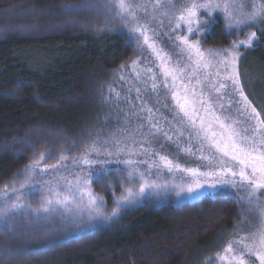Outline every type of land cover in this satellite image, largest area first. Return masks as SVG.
<instances>
[{
  "label": "trees",
  "instance_id": "obj_1",
  "mask_svg": "<svg viewBox=\"0 0 264 264\" xmlns=\"http://www.w3.org/2000/svg\"><path fill=\"white\" fill-rule=\"evenodd\" d=\"M109 5L0 0V190L12 187L39 153L51 162L87 144L112 75L136 54L125 32L108 27ZM254 30L258 42L242 50L238 70L245 95L264 118V19ZM237 39L217 18L204 45L228 47ZM108 185L93 184L110 211L122 186ZM244 213L223 192L179 205L147 200L79 238L19 215L0 226V264H203L240 229Z\"/></svg>",
  "mask_w": 264,
  "mask_h": 264
},
{
  "label": "snow or ice",
  "instance_id": "obj_2",
  "mask_svg": "<svg viewBox=\"0 0 264 264\" xmlns=\"http://www.w3.org/2000/svg\"><path fill=\"white\" fill-rule=\"evenodd\" d=\"M111 8L115 9V16L129 28L133 34L137 35V42L140 37L143 38V45L151 49L152 53L160 60V69L165 78L164 87L171 94L177 115L180 117L178 123L187 122L188 127L192 129L189 134L190 139L194 133L195 139L198 141L196 145L197 151L201 152L200 159L209 162L208 170L202 171L200 168H186L179 163L174 162L169 156L156 152L152 147V139L155 138V132L161 129L158 122H152L153 115L151 108H145L147 112L151 129L147 135L141 133V139L137 140L134 133L122 132L119 136L110 137L112 142L111 150L108 155L127 154L129 158L122 162L129 166L128 180L135 183L138 178V191H134L133 187H127L125 194L117 201V205L121 202L131 203L138 196H142L147 190H166L170 186L177 189L176 194L187 193L189 195L199 194L205 186L208 188H216L218 185H231L239 187L246 194L241 197L242 201H246L250 209L255 208L260 222L256 229L248 237H242L239 241L229 242L223 249L222 253L217 254V259L222 264H252L248 257H255L259 264H264V118L261 113L252 105L243 88L240 85L239 77L235 71V65L239 53L237 49L241 46H250L256 39V33L252 32L246 38L239 42H234L230 49L223 50L222 59L214 65L212 61L205 58L199 42L193 41L190 37L193 34L201 32L206 21L200 19L202 10L207 14H212L214 10H222L229 27H240L243 24L254 22L258 16H264V5L257 8L253 6L251 11H245L243 4L237 5L235 0H186L185 4L176 11L175 0H154L152 4V19H156L157 15L165 17L169 20L170 25H174L173 31L186 29L187 35L180 34L175 37L179 44L180 53H187V65H183L179 60L169 66L171 57L167 54L162 55V50H158L155 41L151 40L149 32H155L150 29L147 21H142L137 15V10H143L147 14V6L144 4H133L131 0H110ZM239 8V15H234V11ZM161 26L163 20L160 21ZM210 55H221L220 51L210 52ZM136 62H133L135 66ZM223 65L226 69L231 66V74H225L224 80H230L234 85L233 91L239 94L240 100L236 103L243 105V114L248 120H254L255 125H247L243 128L238 127V121L231 119L229 116L217 114L214 110V104L223 100L220 95L221 90L227 85L223 82L217 83L213 81L210 75H201L202 72L210 67H219ZM151 71V69H147ZM219 77V71L216 72ZM171 79V85L168 79ZM153 90L157 89L155 77H153ZM210 90V91H209ZM218 95L213 99L211 93ZM168 93H165L167 95ZM119 96V94H117ZM232 101L229 100V104ZM167 106V105H166ZM221 109L224 108L223 103L219 104ZM178 110V111H177ZM240 111V109H237ZM137 131H140L138 128ZM167 139L172 137L167 132L164 133ZM179 135H183V131H179ZM108 144L106 140L104 145H98L96 142L85 147L84 152L79 160L85 165H91L92 160L89 159L91 153L97 155ZM209 150V155H204V149ZM191 153V146L184 149ZM152 154L157 159L138 161L131 157L135 155ZM218 154V155H217ZM66 159L61 154L59 161ZM216 161V165L212 161ZM45 153H39L38 157H34L32 163L25 169V175L30 180L31 176L38 170L40 173L47 172L49 169L57 170L63 165L45 164ZM139 163H145L148 172L140 170L136 167ZM152 169H156L159 176L162 170L168 173L181 172L187 173L191 180L173 184L171 182L158 183L156 180L148 179ZM98 177L97 179H100ZM63 181L61 183L60 181ZM91 177L75 176L68 179L65 176L54 178L53 182H49L47 189L49 195L43 196L40 207L34 209L36 212L43 211L45 213L62 209L63 214H71L68 219L75 222L76 217L81 215L83 210L88 209L89 219L104 216L101 210L103 203L102 197L95 195L91 189ZM25 185L21 184L22 189ZM17 191L15 187L12 189ZM3 191L7 192V188ZM85 197L87 198L85 200ZM21 196H17L16 200L11 204H7L6 208H0V217L6 216L8 211H14L24 205L20 203ZM119 207L114 208L111 216H116ZM109 217L105 216V219ZM238 245V247H236Z\"/></svg>",
  "mask_w": 264,
  "mask_h": 264
},
{
  "label": "rangeland",
  "instance_id": "obj_3",
  "mask_svg": "<svg viewBox=\"0 0 264 264\" xmlns=\"http://www.w3.org/2000/svg\"><path fill=\"white\" fill-rule=\"evenodd\" d=\"M133 4H144L147 6V14L143 10H137V15L142 21H147L150 29H154L155 32H149L151 40L155 41L158 50H162V55L167 54L171 57L169 66L174 65L178 60L181 64L187 65L186 60L187 53L183 55L180 53V48L177 46L179 41L175 39L177 35L184 34L187 35L186 29L181 33L180 30L173 31L174 25H170L169 20L165 17L157 15L156 19H152V4L154 0H131ZM186 0H175L176 8L178 11L184 4ZM236 4H243L245 6V11H251L253 6L259 8L264 5V0H235ZM110 3V0H109ZM234 15H239V8L233 13ZM111 23L108 27L118 28L119 30L125 32L129 40L134 44L136 49V54L134 58L128 62L126 65L121 67L112 75L111 83L106 89L103 110L101 117H98L96 123L89 130V139L87 141L88 146L93 142L98 145H104L107 140L108 144L101 151V154L93 152L90 154L89 159L93 161L91 165H85L80 160L79 157L85 150V147L80 152H75L73 149L77 150L75 147L71 146L68 150H63L58 157L53 158L51 162L45 157V164H57L58 162L62 164L58 171L49 169L47 172L40 173L38 170L31 176L29 180L25 175L26 167L18 176L12 187L7 188V192L0 190V208H6L7 204H11L16 200V197L21 196L20 203L24 206L18 208L14 211H8L6 216L0 217V226L4 225L9 219L18 217H24L27 224H45V225H56L61 229H67L69 235L79 238L83 234H89L101 227H110L114 222H116L121 216L123 210L128 208L138 207L147 200H153L159 204L172 203L174 205H179L187 202H195L202 199L207 195H215L217 193L223 192L225 195L235 198L243 207L245 220L244 224L240 229L233 234L230 239L226 242L225 246L220 249L216 254L210 256L205 260L203 264H222L220 260L217 259V254L222 253L223 249L229 244V242L239 241L242 237H248L256 229L260 222V218L257 215V210L255 208L250 209L246 201H242L241 197L246 195L242 189L237 187H232L231 185H218L216 188H208L205 186L199 194L189 195L186 192L177 195V189L169 187L166 190H147L142 196H138L131 203L121 202L119 206L117 201L122 195L125 194V189L127 187H133L134 191H138V178L135 183H130L128 180L129 166L125 165L122 161L129 158L127 154L120 155H108V150L112 148V142L110 137L113 135L119 136L122 132H127L129 134L134 133L137 140H140L141 133L147 135L149 131L155 132V129H151L147 112L143 109L151 108L153 115L151 117L152 122H158L160 131L155 132V138L152 139V147L156 152L169 156L174 162L179 163L182 167L186 168H200L202 171L208 170L209 162L207 160L200 159L201 152L197 151L196 145L198 141L194 137V133L190 139V133L192 129L188 127L187 122L184 124L178 123L180 117L177 115L174 102L171 99V94L168 93V89L164 87L165 78L159 67L160 60L152 53L146 45H143V38L140 37L139 43L137 42V35L133 34L128 27H126L118 17L115 16V9L111 8ZM217 18H221L224 23L225 31L228 34H236L238 39L235 42L246 40L250 33L255 32V28L258 26L261 19L264 16H258L254 22L243 24L240 27H229L227 19L222 10H214L212 14H207L202 10L200 19L206 21V25L202 27L201 32L193 34L190 39L193 41H198L199 45L204 52L205 58L212 61L215 65L217 61L222 59L223 50L230 49L228 47H209L204 45V41L207 34L210 32L211 27L215 23ZM163 20V25L161 26L160 21ZM256 33V32H255ZM258 35L256 33V39L252 42L250 46H241L237 49L239 53L235 71L239 77V59L243 49L251 48L255 46L258 42ZM220 51L221 55H210V52ZM136 62L135 66L133 62ZM151 69V71H147ZM219 71L220 76H216V72ZM232 68L229 66L227 69L221 64L219 67H210L201 75H210L213 81L217 83L223 82L227 85L225 89L221 90L220 95H223V100L218 101L214 104V110L217 114H223L229 116L233 120H237L238 127L243 128L247 125H255L254 120H248L246 115L243 114V105L241 103H236L240 100L239 94L233 91L234 85H232L230 80H224L225 74H231ZM153 77H155V83L157 84V89L153 90ZM240 81V78H239ZM172 81L169 78L168 84L171 85ZM241 85V82H240ZM242 87V86H241ZM210 91V90H209ZM165 93H168L165 95ZM119 94V96H117ZM213 99L218 95L217 93H211ZM229 100L232 101L229 104ZM223 103L224 108L221 109L219 104ZM167 105V106H166ZM237 109H240L238 111ZM178 111V110H177ZM140 131H137V129ZM179 131H183V135H179ZM167 132L168 135L172 137L171 140L167 139L164 133ZM59 138L62 139L60 136ZM191 146V153L186 152L184 149ZM61 154L66 156V159L59 161ZM204 155H209V150L204 149ZM218 155V154H217ZM134 160L143 161L152 159H157L151 153L148 155H135L131 157ZM212 164L216 165V161L213 160ZM142 171L148 172L147 164L139 163L136 165ZM111 173H119L120 175L116 178V181L109 180ZM60 176H65L68 179H73L75 176H88L91 177L92 183L90 184L91 191L102 197L103 203L101 205V210L104 216L95 217L89 219L88 209H84L81 215L76 217L75 222H71L68 217L71 214H61L62 209H57L56 211L50 212H36L34 209L40 207L41 200L43 196L49 195L47 189L49 187V182H53L54 178ZM101 177L100 179H97ZM124 177V179H122ZM148 179L156 180L158 183L171 182L173 184L180 183L183 179L184 182L191 180V177L187 173L173 172L168 173L166 170H162L157 176L156 169H152L151 174L148 175ZM99 181L112 187L116 184L122 186V193L115 198V205L109 211L107 201L105 197L97 193L94 189V182ZM63 183V181H60ZM25 186L21 189L20 185ZM13 187L17 191H13ZM87 198L85 197V200ZM261 200H264V196H261ZM7 202V204H6ZM119 207V211L116 216H111V212L114 208ZM105 216L109 217L105 219ZM64 227V228H62ZM66 232V231H64ZM84 247V246H83ZM238 247V245H236ZM50 255V254H49ZM252 264H259L255 260V257H248Z\"/></svg>",
  "mask_w": 264,
  "mask_h": 264
}]
</instances>
